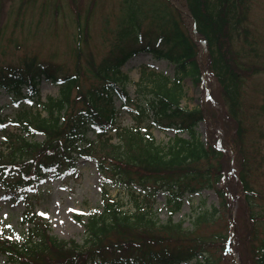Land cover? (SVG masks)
I'll return each instance as SVG.
<instances>
[{"label":"trees","instance_id":"trees-1","mask_svg":"<svg viewBox=\"0 0 264 264\" xmlns=\"http://www.w3.org/2000/svg\"><path fill=\"white\" fill-rule=\"evenodd\" d=\"M250 3L166 0L162 12L151 4L140 15L135 7H127L110 52L99 63L91 56L87 67H81L82 51L78 48V65L70 73L60 63L36 58L0 67V90L13 93L15 99L29 98L13 119L0 106V132L6 133L5 146L2 144L0 150V185L25 194L60 162L68 160L72 165L85 156L97 160L104 180L103 204L88 214L83 242L52 234L49 221L29 203L26 233L18 240L0 234V252L6 260L11 264H223L209 251L222 236H214L213 240L196 229L210 221L218 209L199 213L192 226L184 227V222L173 220V216L182 207L187 192L205 187L214 189L222 206L228 207L227 184L234 169L242 185L238 195L248 212L245 229L238 238L247 244L251 264H264V232L258 227L264 212L258 213L254 202L264 197L252 184L250 163L256 160L263 164L264 153L259 142L246 138L249 131L242 109L246 66L236 56L247 44L251 49L243 55L257 54L250 31L241 32ZM145 17L152 18L149 25L153 28L142 29ZM142 52L170 60L176 73L170 77L146 71L143 89L149 94L137 100L127 91V74L121 67ZM257 70L246 69L252 73ZM209 73L219 85L222 110L233 123L232 129L207 95L191 108L181 101L186 96L183 79L191 75L195 85L201 87ZM44 78L59 86L58 95L47 96L46 101L39 86ZM117 98L133 107L135 126L117 123ZM40 105L46 114L33 110V106ZM257 114L264 117V99ZM149 120L164 131L175 130L176 135L167 145L159 143L150 130H144L142 124ZM10 122L18 131L6 129ZM202 122L208 124L214 139L200 140L197 127ZM89 131L95 139L89 137ZM185 131L189 137L181 135ZM41 134V140L36 139ZM112 136L118 137L117 142ZM259 136H264L262 126ZM236 148L234 161L228 157L227 166L216 164L226 150ZM236 160L240 167H234ZM135 186L142 191L137 192ZM109 187L127 190L133 206L125 208L124 201L113 197ZM162 190L169 210L164 222L153 209L154 197Z\"/></svg>","mask_w":264,"mask_h":264},{"label":"rangeland","instance_id":"rangeland-1","mask_svg":"<svg viewBox=\"0 0 264 264\" xmlns=\"http://www.w3.org/2000/svg\"><path fill=\"white\" fill-rule=\"evenodd\" d=\"M164 2L166 3V0H0V67L7 64L21 65L31 61V58H36L42 62L60 63L70 73L74 72L78 65L75 56V50L78 48L82 49L80 65L87 67L91 56L99 61L108 53L127 7H135L140 15L143 14L144 8L148 6L150 8L151 4L162 12ZM247 12L248 17L241 26V32L250 31L249 38H252L251 44L256 47L257 54L251 52L252 55H243L251 49V45L246 43L247 47L242 48L236 56L246 69L255 67L258 70L252 73L245 69L242 109L249 131L246 138L250 142H259L260 150L264 153V136H259L260 127H264V117L257 114L258 107L264 99V0H251ZM151 19L145 17L142 20L143 30L153 28L149 25ZM80 22L83 24L82 31L79 30ZM236 42L237 48L240 49L242 47L240 39L237 38ZM145 67L148 71L163 72L170 77L176 73L174 63L168 59L155 58L151 53H141L129 59L121 70L128 74L125 81L128 93L137 100H143L149 94L143 89L145 79V82H139L146 73ZM183 80L186 96L181 101L185 106L191 108L199 104L200 100L203 101L202 97L207 95L206 98L212 101L217 112L225 115L219 85L210 73L204 77L201 87L195 85L191 75ZM39 86L44 99L58 94L59 86L51 80L43 79ZM26 91L25 88L23 92ZM24 103L28 104L29 98L15 99L13 93L0 90V106L4 113L10 114V118L17 116ZM116 104L120 108L117 120L119 126L134 125L132 106H124L120 99H116ZM32 108L46 114L41 105ZM225 117L232 129L233 123L226 115ZM142 125L145 126L144 130H150L163 145H167L176 135L175 130H161L151 120ZM6 129L18 131L17 126L11 122ZM197 130L202 141L215 138L206 122L200 123ZM4 134L6 133L0 132V150L3 149L2 144L5 146L6 143ZM181 135L189 137L186 131L181 132ZM89 136L95 139L92 131H89ZM41 138L42 134L36 139ZM112 141L117 142V138L113 137ZM216 147L220 148V143H216ZM236 152L237 148L226 150L224 158L215 160L216 164L227 166V158L231 157L234 161L238 156ZM67 163L68 160L60 162L59 168L53 169L37 184L28 187L26 190L31 198L27 202L16 191L7 190L0 185V234L4 232L11 239L21 238L28 229L25 213L27 206L29 208L28 204L31 203L39 216L49 220L53 234L83 242L88 213L103 204L101 191L103 177L97 168V162L89 157L78 158L75 165ZM250 163L253 169L252 184L264 197V163H257L256 160H251ZM238 165L240 167L241 163H237L236 160L234 167ZM231 172L227 184L230 199L226 204L228 207L222 206L221 198L214 189L205 187L195 193L185 194L183 205L174 214L173 220L183 221L184 227L192 226L199 213H205L207 210L210 213L214 212L215 208L218 209L210 221L196 228L198 232L210 236L213 240L214 236H222L218 244L209 247L213 258L223 264H251L253 260L250 250L247 244L238 238L245 229L247 206L238 195L242 185L237 179L236 170L232 169ZM135 190L142 191L140 186H136ZM108 191L112 196L124 201L125 208L133 206L127 190L110 187ZM165 196L166 193L162 190L154 197L153 209L161 222L169 215ZM254 202L255 210L263 213L264 198L256 199ZM80 214L83 216L80 217ZM258 227L260 232H264V220ZM227 245H231L230 249ZM0 264H9L1 252Z\"/></svg>","mask_w":264,"mask_h":264},{"label":"snow or ice","instance_id":"snow-or-ice-1","mask_svg":"<svg viewBox=\"0 0 264 264\" xmlns=\"http://www.w3.org/2000/svg\"><path fill=\"white\" fill-rule=\"evenodd\" d=\"M41 215H44L43 213H41Z\"/></svg>","mask_w":264,"mask_h":264}]
</instances>
